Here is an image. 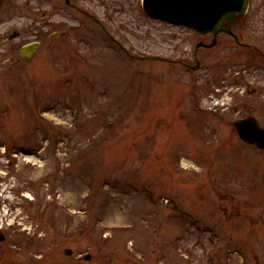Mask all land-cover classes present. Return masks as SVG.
I'll return each mask as SVG.
<instances>
[{
  "label": "rangeland",
  "instance_id": "rangeland-1",
  "mask_svg": "<svg viewBox=\"0 0 264 264\" xmlns=\"http://www.w3.org/2000/svg\"><path fill=\"white\" fill-rule=\"evenodd\" d=\"M141 1L3 0L0 264H264V0L199 48Z\"/></svg>",
  "mask_w": 264,
  "mask_h": 264
},
{
  "label": "water",
  "instance_id": "water-1",
  "mask_svg": "<svg viewBox=\"0 0 264 264\" xmlns=\"http://www.w3.org/2000/svg\"><path fill=\"white\" fill-rule=\"evenodd\" d=\"M248 5V0H144V9L152 17L184 24L203 34H214L212 43H201L197 48L214 47L220 34H232V23L247 12ZM226 20L228 21L226 26L222 27ZM38 46V43H31L23 46L19 53L25 57H32ZM234 126L241 140L264 150V128L254 116L240 119ZM64 252L67 255L72 253L70 249ZM89 257L86 256L87 259Z\"/></svg>",
  "mask_w": 264,
  "mask_h": 264
},
{
  "label": "flooded vegetation",
  "instance_id": "flooded-vegetation-1",
  "mask_svg": "<svg viewBox=\"0 0 264 264\" xmlns=\"http://www.w3.org/2000/svg\"><path fill=\"white\" fill-rule=\"evenodd\" d=\"M82 1V0H81ZM77 0H66V3H67V6L69 7L70 11H71V18L76 21L79 26H82V27H85L84 29H90L89 25L87 24L86 22V19H84L82 16H81V13L83 12L85 16H87L90 20H93L94 22H97L99 23L101 26H104L102 24L101 21H99L96 17H94L92 14L90 13H86L85 11H83L81 8H79V6L76 4ZM4 4V3H3ZM140 12L144 13L143 12V9H142V1H141V5H140ZM84 33V31H82ZM88 33V34H87ZM87 36L90 37L92 34L89 33V31L87 32ZM79 40L84 42L85 41V37H79ZM264 55V54H263Z\"/></svg>",
  "mask_w": 264,
  "mask_h": 264
}]
</instances>
